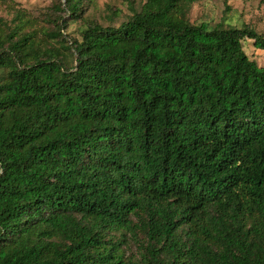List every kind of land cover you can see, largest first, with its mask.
<instances>
[{
  "label": "trees",
  "instance_id": "trees-1",
  "mask_svg": "<svg viewBox=\"0 0 264 264\" xmlns=\"http://www.w3.org/2000/svg\"><path fill=\"white\" fill-rule=\"evenodd\" d=\"M198 1L71 46L63 19H0V264H264V67L243 46L264 33L192 24Z\"/></svg>",
  "mask_w": 264,
  "mask_h": 264
},
{
  "label": "rangeland",
  "instance_id": "rangeland-1",
  "mask_svg": "<svg viewBox=\"0 0 264 264\" xmlns=\"http://www.w3.org/2000/svg\"><path fill=\"white\" fill-rule=\"evenodd\" d=\"M144 1L84 0L80 18L74 19L68 14L64 0H0V19L10 23L16 12L22 11L31 23L29 30L37 31L38 36L41 30L55 31V22L63 19L66 25L61 33L70 45L73 39H80V32L88 23L118 26L134 11H139ZM189 21L195 25L205 24L207 30L247 26L264 33V0H199L191 7ZM243 46L248 57L264 67V51L255 49L248 40ZM134 252V247L126 250L127 255Z\"/></svg>",
  "mask_w": 264,
  "mask_h": 264
}]
</instances>
